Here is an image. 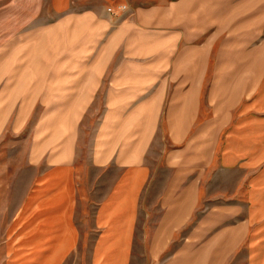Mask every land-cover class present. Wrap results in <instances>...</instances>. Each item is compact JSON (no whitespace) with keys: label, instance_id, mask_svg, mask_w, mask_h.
Segmentation results:
<instances>
[{"label":"crops","instance_id":"obj_1","mask_svg":"<svg viewBox=\"0 0 264 264\" xmlns=\"http://www.w3.org/2000/svg\"><path fill=\"white\" fill-rule=\"evenodd\" d=\"M48 4L54 16L49 43L75 63L58 71L67 79L58 92L79 95L72 106L80 111L77 118L104 93V113L86 163L77 158L74 131L58 143L56 163L39 168L54 172L40 183L31 233L9 264H68L81 257L85 264H264V122L235 121L239 86L213 85L202 102L208 52L194 26L207 21V0ZM211 104L213 118L200 122ZM156 141L162 169L149 160ZM194 142L202 151L215 143L217 170L241 174L231 212L193 219L207 168L192 153ZM79 169L89 170L84 186ZM160 171L169 175L144 209L142 199ZM82 188L103 192L81 199ZM84 221L87 226L80 225Z\"/></svg>","mask_w":264,"mask_h":264},{"label":"rangeland","instance_id":"obj_2","mask_svg":"<svg viewBox=\"0 0 264 264\" xmlns=\"http://www.w3.org/2000/svg\"><path fill=\"white\" fill-rule=\"evenodd\" d=\"M207 6V21L194 26V31L199 28L195 33L203 34L197 42H203L208 52L202 102L213 85L239 86L242 94L236 104L240 105L233 118L251 117L263 123L264 0H207ZM52 22L48 0H0V264L10 263L33 227L38 210L34 211L32 204L41 199L40 183L54 172L39 168L56 163L58 143L74 131L79 135L77 158L81 165L86 163L91 136L104 113V93L96 95L92 107L81 111L77 118L80 111L72 106L79 95L58 92L66 85L61 82L67 81L57 76L58 71L69 70L75 63L62 47L49 43L47 29ZM248 102L256 103L258 108L247 110ZM213 116L211 104L203 109L199 120H211ZM193 144L192 153L202 156L199 163L207 166L202 172V201L193 219L199 214H216L218 209L231 212L241 174L217 170L215 143H208L206 151L200 150V143ZM160 148L161 142L156 141L149 157L157 169H162L157 165ZM262 160L257 161L263 164ZM79 170L84 186L89 170ZM168 175L158 172L142 199L144 209L161 193ZM102 192L78 190L81 199L96 198ZM240 194L243 196L244 189ZM68 264H85V260L76 258Z\"/></svg>","mask_w":264,"mask_h":264}]
</instances>
